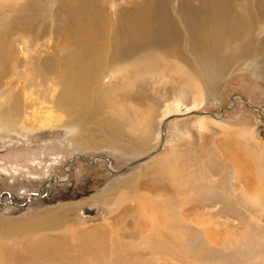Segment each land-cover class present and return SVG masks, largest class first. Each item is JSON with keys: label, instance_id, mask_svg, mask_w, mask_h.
<instances>
[{"label": "rangeland", "instance_id": "374dc122", "mask_svg": "<svg viewBox=\"0 0 264 264\" xmlns=\"http://www.w3.org/2000/svg\"><path fill=\"white\" fill-rule=\"evenodd\" d=\"M27 1L0 0V34L19 61L1 91L18 86L21 120L16 130L0 123V264H264L262 61L230 69L217 99L199 94L173 57H163L171 67L143 66L138 76L107 69L99 83L108 86L107 101L100 110L96 98L81 106L63 100L61 71L35 85L32 62L68 56L72 29L97 31L98 7L125 27L158 0H78L90 5L75 25L74 0H38L35 21L22 7ZM170 1L173 14L181 5ZM254 36L264 40V21ZM127 123L142 126L146 142ZM77 140L86 148L76 149ZM57 211L63 217L46 220Z\"/></svg>", "mask_w": 264, "mask_h": 264}, {"label": "bare ground", "instance_id": "6f19581e", "mask_svg": "<svg viewBox=\"0 0 264 264\" xmlns=\"http://www.w3.org/2000/svg\"><path fill=\"white\" fill-rule=\"evenodd\" d=\"M74 1L76 3H71L68 6V10L73 11V14H71L72 25L77 23L76 20H84V14L82 13L90 5V2L82 5L78 0ZM171 2L170 0H158L155 4L151 2L146 7L137 9V12L135 10L127 19L125 27L113 25L112 19L106 14L107 9L105 8L103 13L102 8L98 7L97 17L95 18L97 28L95 29L100 30V36L96 33L97 31L88 36V27L87 29L84 28L83 31L72 29L68 44L73 42L74 48L68 56L62 58L60 62H57L52 56L39 57L37 61L32 62V72L36 73L34 74L35 80L42 77V81L50 83L53 77L61 71L63 76L60 83L64 84L63 100H66L69 96L70 101L76 100L81 106H89L90 103L92 104L91 100L96 98L97 103L94 106L97 110H100L102 103L107 101L109 92L108 86L104 88L99 86L100 78L103 79L104 72L107 69H112L115 72L123 70V76L125 77L138 76L142 74L141 67L143 66L147 69L154 67L162 70H165L163 67H171L170 63L172 61L164 62L163 66V57L166 59L173 57L176 59L177 64L179 63V67L176 65L174 68L181 75L191 79L193 88L195 85L197 90L194 89L199 94H202L205 89L203 94L209 95L213 99H217L216 90L220 88V79L230 69V73L236 69H243L248 59L255 63H259L258 61L261 60L263 63V68H261L264 72V40L259 41L260 39L254 36L261 22L264 21V0H179L181 8L175 7L173 9L174 13L170 14L171 9L169 6L174 5ZM37 4L38 0H28L22 5L25 11H30L31 17L28 15L30 19L33 18L34 20L38 17ZM25 11L20 12V15H16L17 23L21 24V20L27 17L24 15L26 14ZM47 15L45 16L47 17ZM89 21H93V18H90ZM29 29L26 27L24 30L28 31ZM45 34H47L46 31L43 32L44 36ZM85 39H88V41L90 39L94 43L88 45L84 42ZM8 41L6 33L0 34V97L4 96L3 102L0 100V123L1 126L2 124L11 126L7 127L8 130H16L18 124H21L19 118L20 104H18L20 99L18 100V92L12 90L17 89L18 86L5 88L4 93L1 91L3 76L6 77L11 71L17 70L19 64V61L14 59L15 57L12 55V45H9ZM154 50H158L159 55L162 57L160 59L159 55H153L154 59L157 58L156 62L152 58V54L155 53ZM144 51H146L145 54H148L144 58L145 63L140 56V53ZM130 61H134L133 72L128 71L132 66ZM34 68H37V72ZM37 84H39L38 81L35 85ZM126 85L116 88L122 89ZM8 95L11 96V101ZM19 96H21L20 93ZM25 99L27 100V97ZM178 108L170 109V112H176ZM119 117L121 115L116 118ZM126 125L133 126L136 132L132 133H137L135 136L142 142H146L149 134L144 128L139 129V124V126L132 123ZM74 144L76 149L86 148V145L80 143V140L75 141ZM163 164L162 156L157 160V166L161 171H163ZM79 204L75 206L78 208ZM59 213L58 211L51 212L46 220H59L60 217H63ZM38 220L41 221L42 219Z\"/></svg>", "mask_w": 264, "mask_h": 264}, {"label": "water", "instance_id": "95a60500", "mask_svg": "<svg viewBox=\"0 0 264 264\" xmlns=\"http://www.w3.org/2000/svg\"><path fill=\"white\" fill-rule=\"evenodd\" d=\"M161 130H162V128H161ZM91 212H92V210L85 209V213H91Z\"/></svg>", "mask_w": 264, "mask_h": 264}]
</instances>
